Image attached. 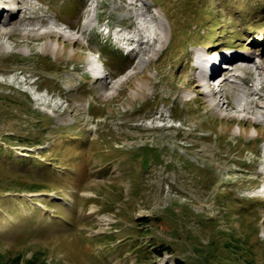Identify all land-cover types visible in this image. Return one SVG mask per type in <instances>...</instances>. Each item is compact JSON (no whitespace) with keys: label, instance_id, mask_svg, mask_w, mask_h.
<instances>
[{"label":"rangeland","instance_id":"374dc122","mask_svg":"<svg viewBox=\"0 0 264 264\" xmlns=\"http://www.w3.org/2000/svg\"><path fill=\"white\" fill-rule=\"evenodd\" d=\"M13 1L0 0V264H264V134L247 122L264 128V0H148L168 40L153 61L105 34L133 27L132 0H97L93 30V0ZM52 22L79 39L60 57L45 51ZM246 46L261 68L243 90L224 83L215 104L192 86L205 59ZM90 50L116 76L96 80Z\"/></svg>","mask_w":264,"mask_h":264},{"label":"bare ground","instance_id":"6f19581e","mask_svg":"<svg viewBox=\"0 0 264 264\" xmlns=\"http://www.w3.org/2000/svg\"><path fill=\"white\" fill-rule=\"evenodd\" d=\"M139 0H132V1H130V3H129V5H133V4H135L136 3V5H133V15L135 16L136 14H138V13H140V15H145V12H144V9L146 10V11H148V9H149V5H148V0H142V4H141V7H143L144 9L142 10V13H141V11L140 10H138V9H136V6H137V2H138ZM159 8H161V10H163V14H164V16H165V14H166V12H165V10L163 9V7H162V5H160L159 6ZM9 10L6 8V9H2V8H0V12H1V15L2 14H5L6 12H8ZM166 17H167V15H166ZM169 18H167V20H168ZM155 21V19H153V21H151V25L150 26H152V28H153V23L152 22H154ZM161 21V20H160ZM169 21V23H170V34H171V32H172V29H173V24H172V22H170V20H168ZM9 23H11L10 21H8V24ZM67 26H68V28H71V26L69 25V24H67V23H65ZM159 25L160 24V27H158V29L159 30H161V29H163L162 28V25H161V23H159L158 21H156V25ZM122 29H125V28H122ZM154 30V29H153ZM153 30H150L149 29V27H147V26H143L142 28H140V27H137V26H135L134 25V27L131 29L130 27H129V32L128 33H130V36H129V39H128V41H126V42H134V40H136L135 41V43L136 44H138V46L140 45V46H142L143 44H145V45H147L148 46V48L150 47V44L148 43V41H144V39H145V37H146V35L144 34V32H148V33H150V34H153L154 35V38H155V40L156 41H159L160 39H158V37H156V35H157V33H154V32H151V31H153ZM162 31V30H161ZM263 31V30H262ZM118 32H121V31H118ZM259 34V33H258ZM65 36V34L64 33H62V32H59V31H55V32H51V33H47V35H46V37L49 39L46 43H45V51H47L48 53H52V54H54L56 57H60L61 55H63L64 54V51H65V49H66V47H67V45L70 43L71 45L73 44V45H76V44H78L79 43V39L77 38H75V39H72V40H68V39H62L61 40V38L62 37H64ZM260 37H258V39H260L261 40V38L263 37L262 35H259ZM263 39V38H262ZM166 40V39H165ZM161 44H162V46H164L165 45V41H162L161 42ZM142 48V47H141ZM141 48H140V50H141ZM209 49H210V47H209ZM244 51H243V53H236V52H231V53H229L228 55H223L222 56V58H224V59H231L233 56H235V57H243V55H253V54H256V52L254 53H251L250 51H251V49H250V47H248V46H246V47H243L242 48ZM209 51V50H208ZM131 52L132 53H134V51L133 50H131L130 51V54H131ZM71 56L73 57L74 56V54H71ZM158 56V53L156 54V56H151L150 58H149V61H153L156 57ZM71 57V58H72ZM237 60H240V62H243V61H248V62H250L251 60H248V59H245V58H240V59H237ZM263 61V60H262ZM224 64H229V63H224ZM211 65H213V62H211ZM261 67H259L258 66V68L257 69H260ZM192 69L193 70H198V69H200V64H195L193 67H192ZM109 70V69H108ZM210 70H211V68H210ZM113 73V71H111L110 72V74H112ZM141 73V72H140ZM211 73H212V71H211ZM147 78V79H146ZM95 79H99V77H95ZM145 79H146V83L148 82L149 83V81H150V76H147V75H145ZM206 78H204V75H203V73H201V74H199V76H197L196 78H195V80H194V83L192 84V86L198 91H200V89L204 86V85H206V83H207V81L205 80ZM212 79V78H211ZM145 82H142V83H138V84H136V86H135V91L136 92H141L142 94H143V91H144V87H145ZM219 92H221V89L219 90ZM137 94V93H136ZM251 94V93H250ZM217 95V91H215V92H212L211 93V96L212 97H214V96H216ZM252 95H256V96H258L257 98L259 99V100H262V99H264L263 98V94H261L260 92H258L256 89L252 92ZM222 97V96H221ZM226 105L227 106H229V107H232V108H234V109H236V107L235 106H233V104H231L230 102H226ZM252 107H253V109L255 108V109H260L261 111H264V100H262V103H260V102H258V101H256V102H253L252 103ZM238 108V107H237ZM243 110H244V112H247V108H245V106H244V108H243ZM263 116H264V113H263ZM246 120V119H245ZM263 121H264V118H263ZM248 123H250V126H252V127H254L255 129H256V131H255V134L253 135V137L255 136H260L261 134H264V128H260V122L258 121V120H255V121H253V120H251V119H248V121H247ZM241 124H244V123H246L245 121H244V119L240 122ZM245 131V134H247L248 135V133H249V131L248 130H244ZM262 198L264 199V194L262 195ZM101 221H103V222H107V221H109L110 220V218L108 217V216H106V215H103L101 218Z\"/></svg>","mask_w":264,"mask_h":264},{"label":"trees","instance_id":"16d2710c","mask_svg":"<svg viewBox=\"0 0 264 264\" xmlns=\"http://www.w3.org/2000/svg\"><path fill=\"white\" fill-rule=\"evenodd\" d=\"M251 202V201H250ZM249 202V204H251ZM158 249H157V254L159 255V254H162L163 253V251H162V249H161V247H160V245H159V247H157ZM14 264H18V262H19V257L17 256V257H15V259H14ZM174 264H186L184 261H182V260H180V259H175V263Z\"/></svg>","mask_w":264,"mask_h":264}]
</instances>
